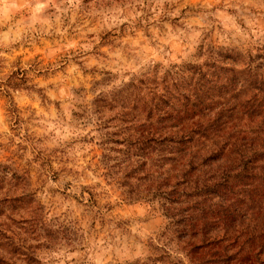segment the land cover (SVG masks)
<instances>
[{"label":"rangeland","instance_id":"374dc122","mask_svg":"<svg viewBox=\"0 0 264 264\" xmlns=\"http://www.w3.org/2000/svg\"><path fill=\"white\" fill-rule=\"evenodd\" d=\"M205 46H264V0H0V196L33 200L0 206L27 256L0 246L6 264H135L154 247L188 264L160 212L105 175L90 103L105 76L181 68Z\"/></svg>","mask_w":264,"mask_h":264},{"label":"trees","instance_id":"16d2710c","mask_svg":"<svg viewBox=\"0 0 264 264\" xmlns=\"http://www.w3.org/2000/svg\"><path fill=\"white\" fill-rule=\"evenodd\" d=\"M198 58L95 83L106 87L90 103L102 166L128 201L160 212L188 264H264V46ZM7 193L0 206L33 201ZM8 231L0 223L1 248L27 259ZM163 248L135 264H183Z\"/></svg>","mask_w":264,"mask_h":264}]
</instances>
